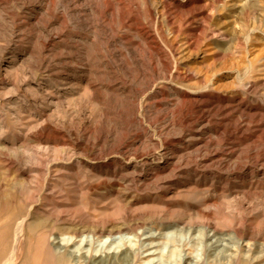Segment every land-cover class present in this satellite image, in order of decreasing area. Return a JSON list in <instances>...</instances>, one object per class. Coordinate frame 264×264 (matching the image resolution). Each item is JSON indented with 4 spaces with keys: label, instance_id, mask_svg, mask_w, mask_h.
Instances as JSON below:
<instances>
[{
    "label": "rangeland",
    "instance_id": "1",
    "mask_svg": "<svg viewBox=\"0 0 264 264\" xmlns=\"http://www.w3.org/2000/svg\"><path fill=\"white\" fill-rule=\"evenodd\" d=\"M55 236L264 264V0H0V264Z\"/></svg>",
    "mask_w": 264,
    "mask_h": 264
},
{
    "label": "bare ground",
    "instance_id": "2",
    "mask_svg": "<svg viewBox=\"0 0 264 264\" xmlns=\"http://www.w3.org/2000/svg\"><path fill=\"white\" fill-rule=\"evenodd\" d=\"M253 117H255V116H253ZM253 117L251 116L250 119L253 120L252 119ZM201 120H202L201 118H198L196 121H194V119L192 118V115L188 114L184 117L183 122H185V123H187V122L195 123L196 122V124H200ZM42 129L47 130L48 127L44 126V128H42ZM178 159H179V157H178ZM57 210H58L57 207H55L53 204H51V203L48 204L46 206V209H44V212H46L50 215L52 213H55L56 214V217H55L56 220L54 221V223H51V221L50 222L49 221L36 222L35 225H32V228L35 227V229H37V228L43 227L42 229L48 230V234H51V236H52L53 232L56 231L55 230V224L59 222L60 217H61V213H59V211H57ZM104 230H105V228H104ZM104 230L93 231L92 234L98 238H101L105 234ZM66 231H67V229L63 230V232H66ZM72 232H73V238L74 237L78 238L81 234L85 233L84 231L81 232V231H75V230ZM122 232H123V229H118V230L111 229L108 231V234H109V236H113L115 233L120 234ZM58 239L59 238H57L55 236V239L52 242L49 241V248L51 249V255L53 257L54 264H136L144 256V255H142L141 252H132L128 248H126L125 250H122L119 253L114 251L113 253L108 252L105 254H101L99 256L96 254H92V253L90 255H87V253H82L81 251L80 252L72 251L71 248L74 246V244H70V242H67L66 244H62L60 241H58ZM87 246H88V244L86 245V247ZM15 247H16V245H14V248ZM153 254L154 253H149L147 256L150 257V256H153ZM17 255L18 254H17V251L15 249V252H14V255L12 258H15Z\"/></svg>",
    "mask_w": 264,
    "mask_h": 264
}]
</instances>
